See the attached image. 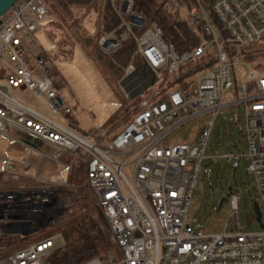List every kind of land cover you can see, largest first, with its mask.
<instances>
[{
  "label": "built area",
  "instance_id": "1",
  "mask_svg": "<svg viewBox=\"0 0 264 264\" xmlns=\"http://www.w3.org/2000/svg\"><path fill=\"white\" fill-rule=\"evenodd\" d=\"M177 1L190 25L202 24L204 34L200 44L182 53L163 38L157 23L149 25L134 10V0H112L123 31L102 36L101 46L112 53L133 37L134 55L144 59L166 88L162 95L140 99L138 110L104 146L60 122L72 109L37 39L51 13L48 1L18 0L0 17V135L30 152L21 163L25 170L32 167L35 154L70 170L83 165L87 185L109 222L115 249L82 264H264V228L242 229L239 195L229 197L234 211L220 233L191 221L214 126L233 107L245 119L248 150L225 158L245 163L264 210V63L252 64L264 58V0H193L191 9ZM212 14L226 41L218 36ZM206 61L212 64L194 70ZM178 71L182 73L176 75ZM21 97L40 102L51 116ZM208 113L213 119L195 128L189 142H166L178 127ZM43 173L51 171L45 168ZM57 200L52 184L0 189V264H47L66 246L61 232L46 234L57 217L55 206L63 205ZM13 235L35 240L14 249Z\"/></svg>",
  "mask_w": 264,
  "mask_h": 264
},
{
  "label": "rangeland",
  "instance_id": "2",
  "mask_svg": "<svg viewBox=\"0 0 264 264\" xmlns=\"http://www.w3.org/2000/svg\"><path fill=\"white\" fill-rule=\"evenodd\" d=\"M182 11L183 17L187 19V11L183 9ZM52 18L50 15L45 19L44 28L38 31L37 39L46 52L45 58L49 60L57 79L62 83L63 98L72 109L71 114L68 118L66 117L68 121L62 118L60 122L104 146L138 110L140 99L147 95L156 97L158 94H163L166 88L165 81L159 79L150 67H146V72H149L148 77H146V75L141 74L143 73L141 69L129 67L130 65L123 74L122 72L117 74L115 70L106 66L108 59H101L100 57H97L99 64H101L98 66L93 58L86 54L79 39L74 37L73 42L63 46V42L58 40L59 36L51 32L55 30L50 23ZM214 26L218 36H221L222 33L215 20ZM102 29L99 13L96 11L90 13L85 21H82L80 28V34L92 35L93 45L99 53L102 52H100L95 40L98 32ZM258 63H264V58L252 62L254 66ZM185 69H188L187 65L181 70ZM240 70L244 72V66L241 65ZM181 73L178 71L176 75ZM3 75L4 67L2 60H0V78ZM152 78L157 79V81L150 86L149 83H151ZM21 98L23 102L31 103L24 97ZM31 104L36 105L51 116L50 112L39 107L37 103ZM237 114V107L228 108L216 121L206 151L203 174L196 188L195 202L191 208L193 225L208 230L210 233H220L224 222L233 213L234 210L230 201L224 202L222 207L218 209L220 200L223 197H230L232 194L240 196L238 211L242 229L253 231L261 228L256 220L254 206L255 201L259 202V194L252 175L247 172L245 163L239 162L238 158L231 162L225 158L227 155H237L248 150L242 128L245 119L241 116L238 118ZM213 116V113H208L185 123L174 130L166 142H189L190 138L195 135V128H202L207 121L213 119ZM37 145L45 151H51L47 146ZM29 157L30 152L26 148L19 144L11 145L8 138L0 135L1 189H10L14 186H31V183L26 181L24 177L36 179L35 176L38 175L42 180L52 184L57 201L61 200L60 193L67 190L71 191L76 195L75 198L80 205L75 210L80 208L84 214L87 212L94 213L98 217L100 205L94 191L87 185L86 178H84L86 176L84 167L81 168L79 175L77 173L78 177L74 178L76 180L74 187L69 184L70 166L48 159L43 160L39 154H35L33 157L34 166L30 170H22L21 173L23 174L19 173L20 175L17 173L10 174L15 171L13 169H9L10 173H6V160H16L23 163ZM121 159L117 158L119 161ZM45 167H48L51 174L43 173ZM76 167L79 165L74 164L72 171L74 168L76 170ZM54 211L58 216L64 214L66 208L59 202ZM262 212L264 222V210ZM56 232L62 233L58 226H49L46 229V234ZM13 238L14 245L12 248L14 249L35 240L33 237L24 239L19 235H13Z\"/></svg>",
  "mask_w": 264,
  "mask_h": 264
},
{
  "label": "trees",
  "instance_id": "3",
  "mask_svg": "<svg viewBox=\"0 0 264 264\" xmlns=\"http://www.w3.org/2000/svg\"><path fill=\"white\" fill-rule=\"evenodd\" d=\"M51 6L50 15L53 17L50 21L55 28V35L58 40L63 42V46L73 42V38L80 40L86 54L93 58L98 66L101 59H108L106 66L115 70L117 74L125 72V69L132 64L135 68L141 69L143 75L148 77L146 72L148 65L140 55H134L137 50L136 40L131 37L123 42L122 46L112 53L106 52L99 40L102 36L117 31L121 33L120 19L112 7V0H47ZM187 4L188 9L192 8L193 0H181ZM134 10L142 12L147 18V23H157L163 30V38L176 46L179 53L190 49L203 41V26L199 24L196 27L190 25L188 20L183 17L182 8L177 0H134ZM93 11L99 13L101 27L98 32L97 42L99 51L93 45V37L80 34L82 21ZM49 15V16H50ZM214 20L215 16L212 14ZM77 34L75 35V33ZM138 34L141 31H137ZM226 33L222 32V40L226 41ZM67 51V50H65ZM105 56H103V55ZM211 61H206L203 66L197 65L194 69L198 71L203 67L211 65ZM194 70L192 72H194ZM186 76H180L176 80L182 81ZM157 79H151L149 83L152 86ZM151 91V90H150ZM70 162V159H66ZM73 169V167H72ZM69 184L74 187V178L77 174L71 170ZM78 175L81 173L77 171ZM78 177V176H77ZM86 178V176H84ZM35 187H47L51 184L40 182L32 178H26ZM81 180V179H80ZM64 191V190H63ZM63 206L66 208L64 214L58 215L51 226L59 227L64 235L67 245L53 253L46 261L47 264H82L83 262L100 255L108 250H114L112 236L108 219L98 207V217L94 213L84 214L82 209L75 208L80 205L77 203L75 194L71 191L60 193ZM82 208H84L82 206ZM62 216V217H61ZM68 219V220H67ZM73 220V222H71ZM58 233V232H56Z\"/></svg>",
  "mask_w": 264,
  "mask_h": 264
},
{
  "label": "water",
  "instance_id": "4",
  "mask_svg": "<svg viewBox=\"0 0 264 264\" xmlns=\"http://www.w3.org/2000/svg\"><path fill=\"white\" fill-rule=\"evenodd\" d=\"M17 1L18 0H0V17L7 14L8 11L15 5ZM59 100L60 102H62L61 98H59ZM228 201H229V197H223L220 200L218 209L222 207L224 202H228ZM254 206H255L256 220L258 221L260 226L264 228L263 213H262V210L260 208L258 201L254 202Z\"/></svg>",
  "mask_w": 264,
  "mask_h": 264
},
{
  "label": "crops",
  "instance_id": "5",
  "mask_svg": "<svg viewBox=\"0 0 264 264\" xmlns=\"http://www.w3.org/2000/svg\"><path fill=\"white\" fill-rule=\"evenodd\" d=\"M32 103H37L38 104V106L39 107H41V108H44L46 111H48L49 112V110L43 105V104H41L40 102H32ZM36 106V105H35ZM40 109V108H39ZM68 118V117H67ZM67 118H65L66 120H67ZM62 119V118H61ZM60 119V120H61ZM68 121V120H67ZM10 141V140H9ZM10 143H11V145H13V144H15V143H13V142H11L10 141ZM41 144V143H40ZM35 156V155H34ZM33 156V157H34ZM43 159V158H42ZM43 160H46V159H43ZM48 160H50V159H48ZM77 165H79V167H76V170H75V168H74V171H73V173H75V174H77V171H80L81 170V168L82 167H84L83 165H81L80 163L79 164H77ZM34 166V159H33V164H32V167ZM31 167V168H32ZM30 168V169H31ZM45 168H48V167H45ZM85 168V167H84ZM9 169H13V170H15V171H13L12 173H10L8 170ZM30 169H28V170H30ZM22 170H25L22 166H21V163H19V162H17L16 160H6V173H10V174H15V173H17V174H23V173H21V171ZM25 171H27V170H25ZM19 174V175H20ZM70 175H71V173H70ZM22 177H24L23 175H22ZM26 178H30V177H24V179H26ZM14 187H19V186H14ZM13 188V187H12ZM1 189V188H0Z\"/></svg>",
  "mask_w": 264,
  "mask_h": 264
}]
</instances>
